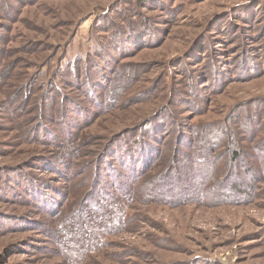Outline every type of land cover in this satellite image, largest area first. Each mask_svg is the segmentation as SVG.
<instances>
[{
  "label": "rangeland",
  "instance_id": "rangeland-1",
  "mask_svg": "<svg viewBox=\"0 0 264 264\" xmlns=\"http://www.w3.org/2000/svg\"><path fill=\"white\" fill-rule=\"evenodd\" d=\"M0 264H264V0H0Z\"/></svg>",
  "mask_w": 264,
  "mask_h": 264
},
{
  "label": "trees",
  "instance_id": "trees-1",
  "mask_svg": "<svg viewBox=\"0 0 264 264\" xmlns=\"http://www.w3.org/2000/svg\"><path fill=\"white\" fill-rule=\"evenodd\" d=\"M119 152V151H118ZM117 156V155H116ZM153 156H154V159L155 158H157V156L155 155V153L153 152ZM122 159H124V157H122ZM126 160V159H125ZM125 160H123V161H125ZM134 160V159H133ZM133 165H132V167H131V169H132V171H133V169H135L137 166L136 165H138V163H139V161H136V162H134L133 161ZM127 169V168H126ZM129 170V169H128ZM146 171V168H144L142 171H141V173H143V171ZM130 172V171H129ZM140 172V171H139ZM139 172H137V173H139ZM198 175H200V174H198ZM198 175H196L197 177H194L193 178V180H198V178H200ZM139 181V180H138ZM115 184V183H114ZM117 184H120V185H122L123 184V182H121V181H117L116 182V185ZM135 184V183H134ZM197 184L195 183H190V186L191 187H193V186H196ZM117 187V186H116ZM110 188H113L111 185H110ZM120 189V188H119ZM101 192H99L98 193V195H96V197H95V200L97 201V200H102L103 199V197L104 198H106V199H111L112 200V197H111V194H113L112 193V190L111 189H107V188H105V189H102L101 188V190H100ZM200 197H204L203 196V194H201L200 195ZM102 198V199H101ZM128 199H129V197H128ZM107 202V204H106V206H107V210H104V209H101L102 208V204H101V202H98V204H97V210H93V212L91 213V214H88V215H86V217L84 216V218L85 219H88V220H85L84 222H85V225L86 226H89V225H91V227H96V224L97 223H99L102 219H105V220H107V221H110L112 218H113V215H120L122 212H121V210H120V208H121V206L122 205H124L125 204V202H122L121 201V199H119L118 201H116L115 203H113V204H111V203H108V201H106ZM97 203V202H96ZM104 204V205H105ZM99 209H100V211H99ZM109 211V212H108ZM82 215H84V214H82ZM83 218V217H82Z\"/></svg>",
  "mask_w": 264,
  "mask_h": 264
}]
</instances>
